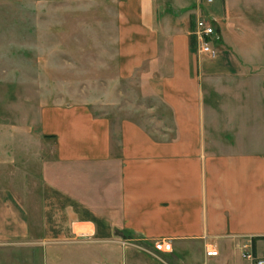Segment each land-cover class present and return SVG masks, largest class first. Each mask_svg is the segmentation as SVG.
I'll return each instance as SVG.
<instances>
[{"label": "crops", "instance_id": "1", "mask_svg": "<svg viewBox=\"0 0 264 264\" xmlns=\"http://www.w3.org/2000/svg\"><path fill=\"white\" fill-rule=\"evenodd\" d=\"M100 1L113 5L116 79L154 103L117 121L85 103L43 106L40 143L54 154L26 165L36 175L0 150V245L26 232L38 243L42 225L49 240H171L129 264H206L244 245L262 254L264 55L240 62L227 48L242 16L264 47V0ZM202 12L221 19L215 59L194 52Z\"/></svg>", "mask_w": 264, "mask_h": 264}, {"label": "rangeland", "instance_id": "2", "mask_svg": "<svg viewBox=\"0 0 264 264\" xmlns=\"http://www.w3.org/2000/svg\"><path fill=\"white\" fill-rule=\"evenodd\" d=\"M112 8L100 0H0V150L20 155L27 177L36 175L27 164L54 154L52 144L40 143L43 106L85 103L117 121L144 118V106L154 103L139 95V82L116 79ZM239 21L232 26L236 46L227 48V57L243 62V56H263L255 28L244 25L243 16ZM39 232L38 243L26 232L12 239L15 244L0 245V264H129L131 253L143 256L142 249L151 250L155 241L49 240L43 239L42 225ZM247 261L237 250L206 264Z\"/></svg>", "mask_w": 264, "mask_h": 264}, {"label": "built area", "instance_id": "3", "mask_svg": "<svg viewBox=\"0 0 264 264\" xmlns=\"http://www.w3.org/2000/svg\"><path fill=\"white\" fill-rule=\"evenodd\" d=\"M212 3L213 0H206ZM217 19L212 14L199 15L195 19L192 36L194 39V52L201 57L215 59L219 54L218 43L221 41L220 34L217 30ZM249 245H244V250ZM153 249L156 252H170L172 250V242L168 239L155 240ZM242 251L251 264H264V252L260 255L254 254L251 250L248 252ZM205 253L207 256L218 255V250L214 245H205Z\"/></svg>", "mask_w": 264, "mask_h": 264}]
</instances>
